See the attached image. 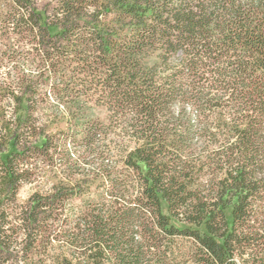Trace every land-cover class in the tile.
<instances>
[{
  "label": "trees",
  "instance_id": "obj_1",
  "mask_svg": "<svg viewBox=\"0 0 264 264\" xmlns=\"http://www.w3.org/2000/svg\"><path fill=\"white\" fill-rule=\"evenodd\" d=\"M6 1L0 264H264V0Z\"/></svg>",
  "mask_w": 264,
  "mask_h": 264
},
{
  "label": "rangeland",
  "instance_id": "obj_2",
  "mask_svg": "<svg viewBox=\"0 0 264 264\" xmlns=\"http://www.w3.org/2000/svg\"><path fill=\"white\" fill-rule=\"evenodd\" d=\"M44 3L45 1H39L37 5L41 8ZM8 10L9 5L7 1L0 0V109H2V111H4L9 117L14 112L16 102L13 99H9L8 95L12 94L14 91L15 94H20L22 86H19L18 78H21L23 74L35 77L37 69L30 59L28 62L22 59V53L25 54L30 51V53L34 54V52L31 50V45H27L25 42H19L20 36H17L15 32H13V25L7 24V22L4 21V15ZM29 58H33V56L30 55ZM34 91H39L38 94L41 95L38 102L34 103L32 107L33 110L38 111V114L51 116L52 114L50 112L46 113L44 111L46 108L50 107L52 108L51 110H53V113L57 111L62 113V111H64V108L60 104L42 96L43 93L49 91V86H37L34 88ZM55 109L56 111L54 112ZM95 109L96 115L104 120L106 118L105 109ZM49 120H53V118L49 117ZM66 126V123H61L59 126L55 127L64 129ZM41 189L42 188H40V185L38 184L24 185L18 192V203L25 204L36 191H40Z\"/></svg>",
  "mask_w": 264,
  "mask_h": 264
}]
</instances>
